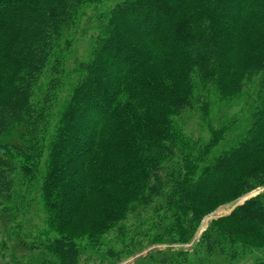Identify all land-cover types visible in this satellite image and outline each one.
Instances as JSON below:
<instances>
[{
	"label": "trees",
	"instance_id": "trees-1",
	"mask_svg": "<svg viewBox=\"0 0 264 264\" xmlns=\"http://www.w3.org/2000/svg\"><path fill=\"white\" fill-rule=\"evenodd\" d=\"M262 188L264 0H0L3 264H119ZM199 245L264 264V192Z\"/></svg>",
	"mask_w": 264,
	"mask_h": 264
},
{
	"label": "rangeland",
	"instance_id": "rangeland-1",
	"mask_svg": "<svg viewBox=\"0 0 264 264\" xmlns=\"http://www.w3.org/2000/svg\"><path fill=\"white\" fill-rule=\"evenodd\" d=\"M86 47V43L84 40L81 41L80 44H78V50L81 52L84 51V48ZM197 125L194 123V121H191L189 123V131H197ZM264 192V188L253 191L237 200H234L230 203H224L219 205L216 209H214L211 213H209L207 216L204 217L198 232L196 233L194 239L190 243L186 244H180V245H144V248L138 247L136 252H134L131 256L126 257V259H123L119 264H148L150 262V258L144 259L146 256L149 254H156L157 255V250L169 252L171 250H176V251H188L190 252V259L189 263L192 264H251L253 263L254 257L250 256L246 258L245 260L237 261L231 263L228 259H225L224 257H221L217 254L214 255H209L205 250L199 245L201 241V236L203 233H205L211 224L212 221L220 218L227 216L231 214V212L238 206L241 205L242 203L245 202L248 198L255 196L256 194ZM27 223H26V230H28L29 225L34 226H40L43 227V221H44V216L43 214L40 213H31L28 214L27 216ZM4 233V228H3V221L0 217V239L3 238ZM183 256V255H182ZM0 264H3L2 260L0 259ZM83 264H98L95 261H84ZM155 264V263H154Z\"/></svg>",
	"mask_w": 264,
	"mask_h": 264
}]
</instances>
